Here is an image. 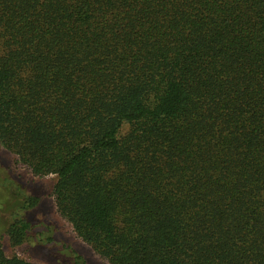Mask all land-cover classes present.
I'll return each instance as SVG.
<instances>
[{"label": "trees", "instance_id": "trees-1", "mask_svg": "<svg viewBox=\"0 0 264 264\" xmlns=\"http://www.w3.org/2000/svg\"><path fill=\"white\" fill-rule=\"evenodd\" d=\"M0 146L106 264H264V0H0Z\"/></svg>", "mask_w": 264, "mask_h": 264}, {"label": "rangeland", "instance_id": "rangeland-1", "mask_svg": "<svg viewBox=\"0 0 264 264\" xmlns=\"http://www.w3.org/2000/svg\"><path fill=\"white\" fill-rule=\"evenodd\" d=\"M53 175L35 177L17 158L0 146V250L33 264H73L76 251L89 264H106L81 242L56 211ZM32 203L25 209V200ZM26 218L30 231L20 244L9 238L16 218Z\"/></svg>", "mask_w": 264, "mask_h": 264}]
</instances>
